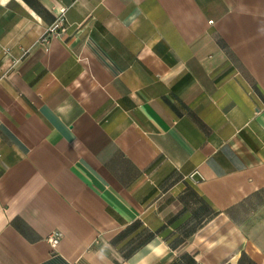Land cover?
Returning a JSON list of instances; mask_svg holds the SVG:
<instances>
[{
	"label": "crops",
	"instance_id": "crops-1",
	"mask_svg": "<svg viewBox=\"0 0 264 264\" xmlns=\"http://www.w3.org/2000/svg\"><path fill=\"white\" fill-rule=\"evenodd\" d=\"M0 264H264V0H0Z\"/></svg>",
	"mask_w": 264,
	"mask_h": 264
},
{
	"label": "built area",
	"instance_id": "built-area-1",
	"mask_svg": "<svg viewBox=\"0 0 264 264\" xmlns=\"http://www.w3.org/2000/svg\"><path fill=\"white\" fill-rule=\"evenodd\" d=\"M67 30L66 8H59L53 22L43 31L40 36V42L47 43L50 39H61ZM59 240V235L54 234L48 239L50 245L54 248Z\"/></svg>",
	"mask_w": 264,
	"mask_h": 264
},
{
	"label": "water",
	"instance_id": "water-1",
	"mask_svg": "<svg viewBox=\"0 0 264 264\" xmlns=\"http://www.w3.org/2000/svg\"><path fill=\"white\" fill-rule=\"evenodd\" d=\"M194 177L196 178V175H194Z\"/></svg>",
	"mask_w": 264,
	"mask_h": 264
},
{
	"label": "clouds",
	"instance_id": "clouds-1",
	"mask_svg": "<svg viewBox=\"0 0 264 264\" xmlns=\"http://www.w3.org/2000/svg\"><path fill=\"white\" fill-rule=\"evenodd\" d=\"M61 111H62V109H61Z\"/></svg>",
	"mask_w": 264,
	"mask_h": 264
}]
</instances>
